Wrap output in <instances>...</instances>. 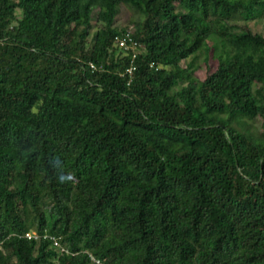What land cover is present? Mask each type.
<instances>
[{"label":"trees","instance_id":"1","mask_svg":"<svg viewBox=\"0 0 264 264\" xmlns=\"http://www.w3.org/2000/svg\"><path fill=\"white\" fill-rule=\"evenodd\" d=\"M251 20L264 0H0V264H264Z\"/></svg>","mask_w":264,"mask_h":264},{"label":"rangeland","instance_id":"2","mask_svg":"<svg viewBox=\"0 0 264 264\" xmlns=\"http://www.w3.org/2000/svg\"><path fill=\"white\" fill-rule=\"evenodd\" d=\"M138 16L135 6L133 4H121L120 13L116 17L115 25L118 27L131 26L133 20ZM248 26H250L253 31L262 32L264 34V24L262 22H255L253 20L249 21ZM221 54L217 51L216 54L210 59V67L202 61L201 69L198 70V75L201 78H205L209 69H215Z\"/></svg>","mask_w":264,"mask_h":264},{"label":"built area","instance_id":"3","mask_svg":"<svg viewBox=\"0 0 264 264\" xmlns=\"http://www.w3.org/2000/svg\"><path fill=\"white\" fill-rule=\"evenodd\" d=\"M133 30L130 29L128 32H126L125 37H121V36H117L116 37V44L123 48L125 51H127L128 55L131 54L132 58L135 57V49L137 46V42L132 40V37L130 36L131 32ZM129 41H133L132 43H130ZM132 52V53H130ZM130 72H132V69H129ZM32 235H34V233H27L26 236L27 237H32Z\"/></svg>","mask_w":264,"mask_h":264}]
</instances>
